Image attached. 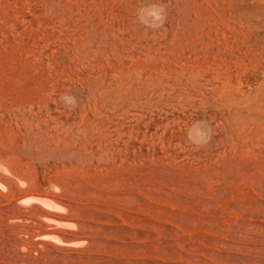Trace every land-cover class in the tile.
Instances as JSON below:
<instances>
[{
  "label": "rangeland",
  "instance_id": "rangeland-1",
  "mask_svg": "<svg viewBox=\"0 0 264 264\" xmlns=\"http://www.w3.org/2000/svg\"><path fill=\"white\" fill-rule=\"evenodd\" d=\"M0 264H264V0H0Z\"/></svg>",
  "mask_w": 264,
  "mask_h": 264
},
{
  "label": "bare ground",
  "instance_id": "bare-ground-1",
  "mask_svg": "<svg viewBox=\"0 0 264 264\" xmlns=\"http://www.w3.org/2000/svg\"><path fill=\"white\" fill-rule=\"evenodd\" d=\"M162 75H163V73H162ZM206 75H209V77H205ZM173 79H175V81L177 83H179L181 85V87H183V91L180 94L181 96L179 98L177 96H173L171 98V101L169 102V104H167V106L164 107L165 109H168L171 112L177 111V110H182L183 111L186 108H188V109L190 108L191 109L193 106H195L197 108H200V107L203 108L205 106V104H206V102H205L206 98H207L206 96H209L212 100H215V99H217L220 96V93L217 90L218 86L217 87L216 86H211L214 81H217V82L219 81L218 80L219 78L217 77L216 70H211L209 72H197L196 71V72H190L188 74H186L185 72H182L180 74L174 75ZM223 81H225V80H223ZM222 83H221V87H226L227 86L226 82L223 83V84ZM196 99H199V101H200L198 105H194L195 104L194 100H196ZM246 99H248V98H246ZM32 106H37L38 107V111H40L44 105L42 103H39V102H37V103L33 102ZM187 110H185V111H187ZM168 124H169V122L167 123V125ZM33 199H34V197H33ZM41 199H42V197H41ZM43 200L45 201L47 199H42V201Z\"/></svg>",
  "mask_w": 264,
  "mask_h": 264
},
{
  "label": "clouds",
  "instance_id": "clouds-1",
  "mask_svg": "<svg viewBox=\"0 0 264 264\" xmlns=\"http://www.w3.org/2000/svg\"><path fill=\"white\" fill-rule=\"evenodd\" d=\"M156 21L159 23L153 25V27H160L164 23L165 20V10L162 6H157V11L153 13Z\"/></svg>",
  "mask_w": 264,
  "mask_h": 264
}]
</instances>
